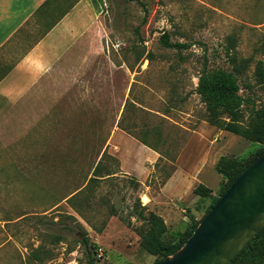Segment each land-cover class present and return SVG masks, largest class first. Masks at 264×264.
Returning <instances> with one entry per match:
<instances>
[{
	"label": "rangeland",
	"instance_id": "rangeland-1",
	"mask_svg": "<svg viewBox=\"0 0 264 264\" xmlns=\"http://www.w3.org/2000/svg\"><path fill=\"white\" fill-rule=\"evenodd\" d=\"M141 1L90 0V37L63 58L53 84L63 82V94H42L46 107L0 124V264H89L84 236L97 246L96 264H153L156 256L140 245L138 203L160 212L144 204L145 187L119 172L117 161L105 157L115 175L75 196L83 216L67 200L86 184L111 127L120 120L172 157L188 136L184 127L205 118L195 92L204 65L238 69L248 98L244 126L250 109L264 105V0ZM164 32L186 46H164ZM248 142L237 156L256 149ZM171 167L164 158L155 165L151 195ZM213 174L215 189L221 175ZM208 204H170L169 214H159L164 236L190 229Z\"/></svg>",
	"mask_w": 264,
	"mask_h": 264
},
{
	"label": "crops",
	"instance_id": "crops-1",
	"mask_svg": "<svg viewBox=\"0 0 264 264\" xmlns=\"http://www.w3.org/2000/svg\"><path fill=\"white\" fill-rule=\"evenodd\" d=\"M92 19L90 0H0V124L12 122L15 113L29 115L36 104L46 107L47 99L42 94H63V82L59 89L57 84L53 87L65 63L63 58L90 37ZM184 128L188 136L175 157L170 176L159 185L156 195L147 191L146 181L159 161V152L117 123L111 127L104 146L118 159L119 172L135 177L145 187L144 204L156 205L160 215L173 210L170 204L190 210L202 203L194 191L199 184L216 195L219 186L214 189L209 182L215 177L213 169L219 157L237 156L250 145L249 139L204 119L192 128ZM207 167V173L211 172L206 175ZM221 181L222 177L216 184Z\"/></svg>",
	"mask_w": 264,
	"mask_h": 264
},
{
	"label": "trees",
	"instance_id": "trees-1",
	"mask_svg": "<svg viewBox=\"0 0 264 264\" xmlns=\"http://www.w3.org/2000/svg\"><path fill=\"white\" fill-rule=\"evenodd\" d=\"M133 1L138 3L142 2L141 0ZM160 42L166 47L181 48L186 46V44L170 41L168 34L165 32L161 35ZM237 73L238 69L236 68H209L204 65L200 69L197 76L195 92L199 95L200 100L205 104L206 113L204 120L210 124L216 125L221 129L249 139L251 142L257 145L256 149L253 152L250 151L243 156L221 155L219 157L215 165V169L221 175L222 181L216 190V195H212V190L202 184H199L194 188L195 193L200 195L201 202L209 200V204L206 207L202 217L196 222L192 223V226L188 230H175L176 232L165 237L164 234L167 232V225L163 218L156 212L148 210L145 205H140L138 203L140 208L137 210V215L142 221L141 226L138 228L140 245L146 252L156 256L153 264H155L164 256L173 253L186 241L200 220L214 205L217 199L231 185L241 170L264 149V105L258 108L252 107L249 112V115H251V122H249V124L246 126L242 124V107L248 98H245L239 92L240 85ZM260 83L264 88V76L260 79ZM117 125L142 143L159 152L161 155L159 161L164 158L171 162V170L165 172L164 177L160 182V184H162L170 176L173 170V162L181 147V144L171 157L169 150H161L157 146L156 142L150 143L145 138V135L147 134L142 137L137 136L129 129L122 126L120 120L117 122ZM158 133L159 132L156 131V134ZM105 157L118 162V159L115 156L108 153L106 149H104L101 153V157L92 167L90 175L88 174L86 176V184H82L81 186L84 185L82 188L79 186L80 190L67 197L71 207L81 216H83V214L81 213L79 205L75 202V196L77 193H79V191L84 188L92 189L99 181L113 177L116 173L109 163L106 162L103 164L102 161L105 160ZM159 161L157 163H159ZM149 179L147 181H149ZM137 183L139 185V182ZM199 206H201V203L196 204L195 209H199ZM56 239L59 240V236H56ZM82 242L88 248L89 264H96L98 254L96 244L92 246L87 236L83 237ZM229 264H264V227L255 235V237L247 244V246H245L231 260Z\"/></svg>",
	"mask_w": 264,
	"mask_h": 264
},
{
	"label": "water",
	"instance_id": "water-1",
	"mask_svg": "<svg viewBox=\"0 0 264 264\" xmlns=\"http://www.w3.org/2000/svg\"><path fill=\"white\" fill-rule=\"evenodd\" d=\"M264 227V149L236 176L186 241L155 264H229Z\"/></svg>",
	"mask_w": 264,
	"mask_h": 264
}]
</instances>
